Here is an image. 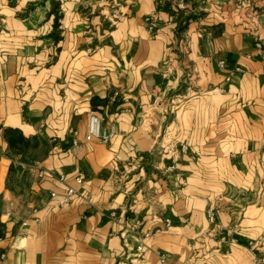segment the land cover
Returning a JSON list of instances; mask_svg holds the SVG:
<instances>
[{
    "label": "crops",
    "instance_id": "1",
    "mask_svg": "<svg viewBox=\"0 0 264 264\" xmlns=\"http://www.w3.org/2000/svg\"><path fill=\"white\" fill-rule=\"evenodd\" d=\"M0 255L264 263V0H0Z\"/></svg>",
    "mask_w": 264,
    "mask_h": 264
},
{
    "label": "built area",
    "instance_id": "2",
    "mask_svg": "<svg viewBox=\"0 0 264 264\" xmlns=\"http://www.w3.org/2000/svg\"><path fill=\"white\" fill-rule=\"evenodd\" d=\"M149 22V31H153V23H155L154 19L148 18L147 20ZM115 136V131L113 127H110L109 129H103L101 127V119L100 117L94 113L91 112L88 116V124H87V134L85 136V141L86 142H91V141H97L98 143L101 144H108ZM74 145H76V142H74ZM183 150H185V147H182ZM83 178L78 177L76 179L77 183H82ZM75 190L74 189H67L66 193L62 196V198L59 200L58 205L60 207L65 206L66 204L69 203L70 198L75 195ZM51 197L54 198L55 194L52 193ZM207 218L209 223L213 224L214 223V215L212 212H209L207 214ZM4 258V255H0V260ZM254 264H264L261 263L260 260L256 259L254 260Z\"/></svg>",
    "mask_w": 264,
    "mask_h": 264
},
{
    "label": "trees",
    "instance_id": "3",
    "mask_svg": "<svg viewBox=\"0 0 264 264\" xmlns=\"http://www.w3.org/2000/svg\"><path fill=\"white\" fill-rule=\"evenodd\" d=\"M4 137L12 154H24V150L29 147V141L23 137L19 130L7 129L4 132Z\"/></svg>",
    "mask_w": 264,
    "mask_h": 264
},
{
    "label": "rangeland",
    "instance_id": "4",
    "mask_svg": "<svg viewBox=\"0 0 264 264\" xmlns=\"http://www.w3.org/2000/svg\"><path fill=\"white\" fill-rule=\"evenodd\" d=\"M24 153H33V150H31L30 146L24 150ZM15 156H18L19 154H14ZM30 154L27 155L28 158H30Z\"/></svg>",
    "mask_w": 264,
    "mask_h": 264
}]
</instances>
